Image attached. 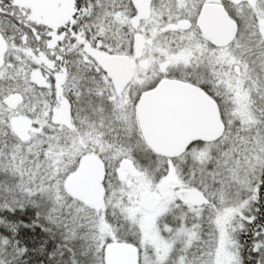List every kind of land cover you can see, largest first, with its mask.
I'll list each match as a JSON object with an SVG mask.
<instances>
[{
	"label": "snow or ice",
	"instance_id": "6c2138e0",
	"mask_svg": "<svg viewBox=\"0 0 264 264\" xmlns=\"http://www.w3.org/2000/svg\"><path fill=\"white\" fill-rule=\"evenodd\" d=\"M0 264H264V0H0Z\"/></svg>",
	"mask_w": 264,
	"mask_h": 264
}]
</instances>
